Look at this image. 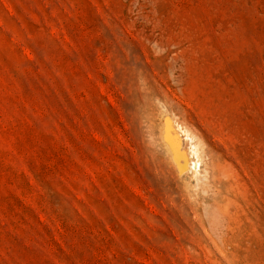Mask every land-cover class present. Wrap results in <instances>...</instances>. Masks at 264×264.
Listing matches in <instances>:
<instances>
[{"label": "rangeland", "instance_id": "1", "mask_svg": "<svg viewBox=\"0 0 264 264\" xmlns=\"http://www.w3.org/2000/svg\"><path fill=\"white\" fill-rule=\"evenodd\" d=\"M0 264H264V0H0Z\"/></svg>", "mask_w": 264, "mask_h": 264}, {"label": "bare ground", "instance_id": "2", "mask_svg": "<svg viewBox=\"0 0 264 264\" xmlns=\"http://www.w3.org/2000/svg\"><path fill=\"white\" fill-rule=\"evenodd\" d=\"M163 135L176 167L179 171L183 172L186 169L187 161L184 153L181 151L179 137L175 134L170 124L165 125Z\"/></svg>", "mask_w": 264, "mask_h": 264}]
</instances>
